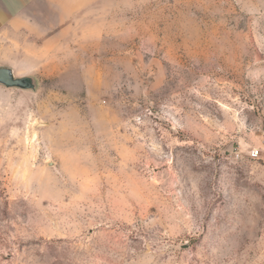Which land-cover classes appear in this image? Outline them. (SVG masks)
<instances>
[{
  "label": "rangeland",
  "instance_id": "obj_1",
  "mask_svg": "<svg viewBox=\"0 0 264 264\" xmlns=\"http://www.w3.org/2000/svg\"><path fill=\"white\" fill-rule=\"evenodd\" d=\"M1 1L0 264H264V0Z\"/></svg>",
  "mask_w": 264,
  "mask_h": 264
},
{
  "label": "crops",
  "instance_id": "obj_2",
  "mask_svg": "<svg viewBox=\"0 0 264 264\" xmlns=\"http://www.w3.org/2000/svg\"><path fill=\"white\" fill-rule=\"evenodd\" d=\"M31 4V0L24 2V5ZM7 6L8 8H6ZM15 7L6 5L0 0V31H16L20 33H37V22L35 23L28 16H21L16 13Z\"/></svg>",
  "mask_w": 264,
  "mask_h": 264
},
{
  "label": "water",
  "instance_id": "obj_3",
  "mask_svg": "<svg viewBox=\"0 0 264 264\" xmlns=\"http://www.w3.org/2000/svg\"><path fill=\"white\" fill-rule=\"evenodd\" d=\"M0 86L8 89L35 91L36 82L32 77H17L12 68H0Z\"/></svg>",
  "mask_w": 264,
  "mask_h": 264
}]
</instances>
